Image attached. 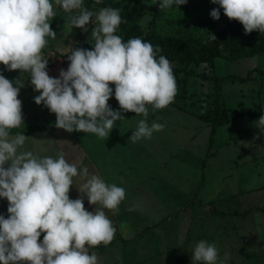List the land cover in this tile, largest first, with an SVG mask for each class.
Masks as SVG:
<instances>
[{"label":"clouds","instance_id":"9594fccd","mask_svg":"<svg viewBox=\"0 0 264 264\" xmlns=\"http://www.w3.org/2000/svg\"><path fill=\"white\" fill-rule=\"evenodd\" d=\"M187 2L159 0L158 7L166 10ZM55 3L64 12L78 13L71 18L72 27L86 32L90 21L95 24L93 49H72L67 70L61 69L58 78L50 77L42 49L46 37L56 35L49 23L56 15L51 0H0V64L5 70L30 73L33 90L40 93L34 102L55 114L58 129L93 133L103 139L124 112H134L144 119L132 132V142L163 131V124L149 126L146 122L147 106L167 108L178 90L170 61L158 56L160 47L139 37L124 42L116 34L122 23L118 8L104 7L94 13L83 0ZM211 3L219 5L210 12L212 19L219 20L223 9L229 20L242 24L245 35L253 31L264 34V0ZM212 39H216L213 34ZM110 84L115 85L119 111L108 104L113 95ZM22 87L18 79L10 81L0 74V198L8 201V217L0 215V264H99L98 255L89 249L112 242L116 228L103 209L118 214L125 189L92 175L77 188L82 196L70 199L73 178L81 174L77 163H70L62 153L54 159L20 151L29 137L11 135V130L24 124L22 101L18 99ZM254 123L264 132V115ZM82 175H88L87 168L82 169ZM85 195L90 205L100 207L86 210ZM42 233L43 241L39 242ZM191 259L192 264H225L228 256L219 260L216 245L201 240Z\"/></svg>","mask_w":264,"mask_h":264},{"label":"rangeland","instance_id":"374dc122","mask_svg":"<svg viewBox=\"0 0 264 264\" xmlns=\"http://www.w3.org/2000/svg\"><path fill=\"white\" fill-rule=\"evenodd\" d=\"M89 1L83 0L88 10L98 13L103 8L88 5ZM103 1H122L134 6L137 0ZM51 2L56 15L49 23L56 35L55 38L46 37L42 56L48 59L46 71L50 77L58 78L60 70H67L69 66L67 56L72 49H93L95 40L91 34L95 24L90 21L86 32L72 27L71 18L78 13L64 12L55 0ZM137 3L139 11H143L151 9L155 0H138ZM151 18L150 14H146L142 19L143 25ZM226 19L224 15L215 29L219 30ZM191 68L196 74L188 78L189 97L174 98L167 108L161 110L147 106L149 114L146 122L149 126L153 122L163 124V131L154 132L150 139L134 143L129 138L144 117L124 112L103 139L93 133L82 132L87 143L93 145L89 156L109 177H105L106 181L111 180L120 187L129 185L137 188L139 192L134 201L143 202L147 208L154 204L151 209L153 217L170 215L169 227L176 226L175 214L180 211L178 206L191 208L188 210L189 221H195L192 233L198 213L202 219L208 213L207 218L211 219L212 225L217 230L221 229L223 235L226 234L224 242L217 234L213 237L216 247L220 241L228 244L225 250L218 253L219 260H224L227 254L225 264H264V132L254 123L264 115V76L261 74L264 72V54L235 61L218 58L214 68L205 63L192 65ZM253 68L259 69L254 77L241 79L247 77ZM202 73L206 77L214 74L237 76L220 82V98L230 114L247 112L218 124L212 131L213 119L203 115L215 98L217 82L206 79ZM174 76L177 86L183 85L180 75ZM109 86L113 95L108 104L119 111L114 95L115 85ZM251 111L262 113L252 114ZM58 134V139L70 137L61 132ZM208 205L211 209H207ZM135 250L136 244L133 245ZM174 258L170 257L168 263L173 264L171 261ZM103 263L109 264V260L105 259Z\"/></svg>","mask_w":264,"mask_h":264},{"label":"crops","instance_id":"0c3cea01","mask_svg":"<svg viewBox=\"0 0 264 264\" xmlns=\"http://www.w3.org/2000/svg\"><path fill=\"white\" fill-rule=\"evenodd\" d=\"M0 66V71L2 72L0 74H3L10 81L18 79L24 86L20 89L18 95V99L22 101L24 121L20 128L33 123H43L47 126L53 125L56 120L55 114L51 113L43 104L37 105L34 102V97L40 93L33 90L30 82V73L20 72L19 70L9 72L5 70L3 64H0ZM59 132L70 137L58 139L56 134ZM15 134L11 133V135ZM26 136L29 138L20 151H30L38 157L50 156L54 159L58 158V155L62 153L67 161L77 163L78 171L81 174L73 178V186L69 191L70 199L74 200L82 196L77 188L85 183L87 179H90L92 175H98L109 185L115 184L111 180H105V177L108 176L103 174L100 167L90 158L89 154L93 145L92 143H87L88 141L84 138L82 132L73 131L69 133L63 129L56 128L35 131ZM83 168L88 169L87 176L82 175ZM109 169L112 170V167H109ZM123 188H126V196L119 205L118 214H113L112 211L103 209L116 228L112 242L107 247L101 244L96 248L89 249L90 253L95 252L98 255L99 264H104L103 261L105 259L109 260V264H169L170 257H175L171 261L173 264H192V252L199 241L206 240L215 244L216 241L213 237H216V234L222 238V242L225 241L226 234L223 235L221 229L217 230L212 225L211 219L207 218L208 213L205 214V219L200 218L202 215L198 213V217L195 218L196 220L198 219L197 224L192 233L191 227L195 221H189L190 214L188 210L191 208L178 206L176 208L180 210V214H175L176 226L169 227L170 215L167 217L166 215L168 214H165V217H153L154 212L151 209L154 204H150L147 208L146 205H143V202L134 201L139 192L137 188L133 189L129 185ZM131 189L135 194L130 192ZM82 198L86 210L94 211L95 207H100L99 205H90L86 195ZM7 208L8 201L5 198H0V215L5 218L8 217ZM207 209H211V206L208 205ZM211 228L213 232H211ZM208 238L209 240H207ZM115 239L119 240V242ZM221 241L217 247L218 253L225 250L227 248L226 245H228ZM134 244H136L135 252L133 251Z\"/></svg>","mask_w":264,"mask_h":264},{"label":"trees","instance_id":"16d2710c","mask_svg":"<svg viewBox=\"0 0 264 264\" xmlns=\"http://www.w3.org/2000/svg\"><path fill=\"white\" fill-rule=\"evenodd\" d=\"M131 1V0H130ZM138 1V0H137ZM136 5L130 6L122 1L110 3L101 0L96 3L90 0L88 5L95 7H113L120 9L122 23L118 28L117 35L121 36L124 42L131 38L139 37L146 42H150L154 47L159 46L161 52L158 54L165 56L170 62L177 63L172 66L174 75H180L183 85L177 86V97H189L188 78L196 74L191 68L192 65L208 64L214 68L218 58L228 61H235L245 57H251L258 54H264V34L253 31L245 35L242 24L236 20L225 21V24L216 30V26L224 18L223 9H220V19L214 20L210 12L219 5L211 3V0H188L184 5L173 4L170 9L159 10V0L149 10L139 11ZM146 14L152 18L144 26L142 19ZM212 34L215 40L212 39ZM158 58V57H157ZM258 68L251 69L246 78L254 77ZM206 79H213L216 84L215 98L211 100V106L203 115L208 119H213V130H216L218 124L225 123L237 117L238 114L247 112V110L230 114L227 106L221 101V86L223 80L235 79L237 76L212 75ZM264 76V72H261ZM252 114L262 112H252ZM56 129L55 123L47 126L43 123L28 124L24 128L12 129L11 133H23L29 135L35 131ZM264 208V207H263ZM45 233H42L39 242L43 240Z\"/></svg>","mask_w":264,"mask_h":264}]
</instances>
